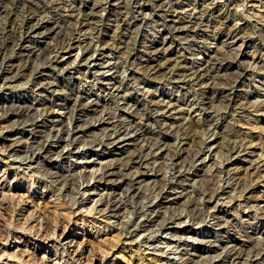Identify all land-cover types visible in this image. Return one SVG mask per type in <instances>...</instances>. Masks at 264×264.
Listing matches in <instances>:
<instances>
[{"label": "rangeland", "instance_id": "rangeland-1", "mask_svg": "<svg viewBox=\"0 0 264 264\" xmlns=\"http://www.w3.org/2000/svg\"><path fill=\"white\" fill-rule=\"evenodd\" d=\"M0 264H264V0H0Z\"/></svg>", "mask_w": 264, "mask_h": 264}, {"label": "bare ground", "instance_id": "bare-ground-1", "mask_svg": "<svg viewBox=\"0 0 264 264\" xmlns=\"http://www.w3.org/2000/svg\"><path fill=\"white\" fill-rule=\"evenodd\" d=\"M36 33V32H35ZM72 42V41H71ZM90 43V42H89ZM69 44H70V42H69ZM73 44V43H72ZM77 45V44H76ZM69 46V45H68ZM64 48V47H63ZM96 48V47H95ZM71 50V49H70ZM82 50V49H81ZM96 50H97V48H96ZM102 51V50H101ZM59 52H61V51H59ZM80 52V51H79ZM84 52V51H83ZM100 53V52H99ZM82 54V53H81ZM93 54H94V52H93ZM53 55V54H52ZM56 55V54H55ZM69 55V54H68ZM66 56V55H65ZM93 56V55H92ZM58 57V56H57ZM68 57V56H67ZM70 57V56H69ZM80 57H81V55H80ZM103 57V56H102ZM49 58H50V56H49ZM56 58V57H55ZM77 58H78V56H77ZM99 58V57H98ZM97 58V59H98ZM69 59V58H68ZM74 59H76L75 57H74ZM80 59V58H79ZM90 59V58H89ZM91 60H93V58H91ZM73 61V60H72ZM72 61H70V62H72ZM50 62H52V61H50ZM56 62V61H55ZM69 62V63H70ZM95 62V61H94ZM99 62V61H98ZM65 63V62H64ZM79 63V62H78ZM86 63V62H85ZM72 64V63H71ZM84 64V63H83ZM60 65V64H59ZM68 65H70V64H68ZM53 66H54V64H53ZM72 66V65H71ZM70 66V67H71ZM83 66V65H82ZM98 66V65H97ZM55 67H57V66H55ZM62 67V66H61ZM68 67V66H67ZM64 68L66 69V67L64 66ZM73 68V67H72ZM75 68V67H74ZM56 69V68H55ZM59 69V68H58ZM90 69V68H89ZM97 69V68H96ZM64 70V69H63ZM63 72V71H62ZM87 72V71H86ZM91 73V72H90ZM87 74V73H86ZM94 75V74H93ZM94 77V76H93ZM109 78V77H108ZM110 79V78H109ZM113 82V81H112ZM111 82V83H112ZM106 83V82H105ZM97 85V84H96ZM53 110V109H52ZM59 114V113H58ZM57 116V115H56ZM106 118V117H105ZM104 124V123H103ZM109 124V123H108ZM31 125V124H30ZM70 125V124H69ZM99 125V124H98ZM94 126H96V125H94ZM70 127V126H69ZM103 128V127H102ZM101 128V129H102ZM67 129H70V128H67ZM122 130V129H121ZM121 130H120V132H121ZM115 131V130H114ZM7 132V131H6ZM67 132H68V130H67ZM67 134V133H66ZM113 134V133H112ZM118 134V133H117ZM72 135V134H71ZM110 135V134H109ZM125 135V134H124ZM67 136V135H66ZM6 137V136H5ZM67 137H69V136H67ZM122 137V136H121ZM4 138V137H3ZM124 139V138H123ZM126 139V138H125ZM67 140H68V138H67ZM117 140V139H116ZM121 140H122V138H121ZM70 141V140H69ZM65 142V141H64ZM49 143V142H48ZM65 144V143H64ZM67 144V143H66ZM69 144V143H68ZM7 145V144H6ZM52 145V144H51ZM59 145V144H58ZM114 145V144H113ZM8 146V145H7ZM48 146H50V145H48ZM63 147V146H62ZM69 147V146H68ZM64 149H65V147H63ZM62 148V149H63ZM78 150V149H77ZM77 150H75V151H77ZM63 150H61V152H62ZM74 153V152H73ZM65 156H67V155H65ZM76 157V156H75ZM83 158V157H82ZM24 159V158H23ZM86 159V158H85ZM84 159V160H85ZM87 160V159H86ZM101 162V161H100ZM104 162V161H103ZM102 162V163H103ZM101 166V165H100ZM85 167V166H84ZM98 167V166H97ZM99 168V167H98ZM101 168V167H100ZM86 169V168H85ZM84 169V170H85ZM96 170H97V168H95ZM106 170V169H105ZM86 171V170H85ZM87 172V171H86ZM90 172L93 174L94 172H96L94 169L93 170H90ZM98 172V171H97ZM97 172L95 173V174H97ZM89 173V172H88ZM99 174V173H98ZM92 178V177H91ZM102 178V177H101ZM93 179H94V177H93ZM98 180V179H97ZM100 180V179H99ZM92 181V180H91ZM102 181V180H101ZM100 181V182H101ZM97 182V181H96ZM99 182V181H98ZM88 184V183H87ZM93 191H91V193H92ZM124 193V192H123ZM95 207H92V208H90V210L92 209H94ZM87 210H89V209H87ZM177 224H178V222H177ZM181 226V225H180ZM178 227V226H177ZM59 235H60V239H61V242H62V246H64V247H74V242H75V240H74V238H72L70 235H68V234H66L65 232H61V233H59ZM79 245V244H78ZM79 248V247H78ZM69 250V249H68ZM79 251V250H78ZM68 252V251H67ZM70 253V252H69ZM78 255V254H77ZM80 260V259H79ZM93 262V261H92Z\"/></svg>", "mask_w": 264, "mask_h": 264}]
</instances>
